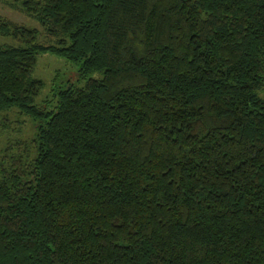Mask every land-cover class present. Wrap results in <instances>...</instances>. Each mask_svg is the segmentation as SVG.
I'll list each match as a JSON object with an SVG mask.
<instances>
[{
    "label": "trees",
    "instance_id": "obj_1",
    "mask_svg": "<svg viewBox=\"0 0 264 264\" xmlns=\"http://www.w3.org/2000/svg\"><path fill=\"white\" fill-rule=\"evenodd\" d=\"M18 1L0 264H264V0ZM42 53L78 69L35 101Z\"/></svg>",
    "mask_w": 264,
    "mask_h": 264
},
{
    "label": "rangeland",
    "instance_id": "obj_2",
    "mask_svg": "<svg viewBox=\"0 0 264 264\" xmlns=\"http://www.w3.org/2000/svg\"><path fill=\"white\" fill-rule=\"evenodd\" d=\"M0 18L10 20L16 24L35 28L38 31L36 37L39 43H49V38L40 24L32 17L28 16L22 9L18 0H0ZM0 43L19 45L18 40L10 36L0 35ZM78 65L63 58L56 57L49 53H42L37 56V62L31 73L32 77L40 78L43 87L35 101L42 100L48 95L50 88L56 85L65 84L70 78L74 77ZM32 124L25 115H18L16 107L3 111L0 115V166L2 157L8 140L14 141L15 138H27L32 135Z\"/></svg>",
    "mask_w": 264,
    "mask_h": 264
}]
</instances>
